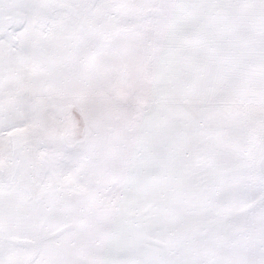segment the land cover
Here are the masks:
<instances>
[{"label": "snow or ice", "instance_id": "1", "mask_svg": "<svg viewBox=\"0 0 264 264\" xmlns=\"http://www.w3.org/2000/svg\"><path fill=\"white\" fill-rule=\"evenodd\" d=\"M0 264H264V0H0Z\"/></svg>", "mask_w": 264, "mask_h": 264}]
</instances>
